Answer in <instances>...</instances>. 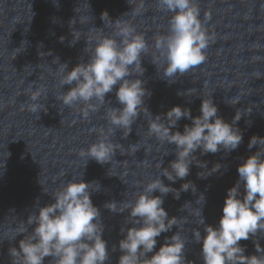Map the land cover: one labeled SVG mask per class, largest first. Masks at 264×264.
<instances>
[{
    "label": "water",
    "instance_id": "obj_1",
    "mask_svg": "<svg viewBox=\"0 0 264 264\" xmlns=\"http://www.w3.org/2000/svg\"><path fill=\"white\" fill-rule=\"evenodd\" d=\"M195 4L212 37L206 59L169 84L160 76L166 64L154 40L167 34L172 13L162 11L157 0H0V163L4 164L0 168V264H11L8 250L18 247L23 234L16 236V231L27 227V216L36 212V206L52 203L56 191L81 174L83 181L100 186L90 198L100 209L104 225L102 238L109 248L105 264H117L120 252L112 248L122 238L119 230L132 225L127 212L111 213L104 203L115 200L122 206L134 201L143 186L160 175L158 165L162 162L167 167L175 158L173 145L162 144L149 134V117L143 112L129 135L126 129L110 135L115 151L110 164L89 159L84 167L79 156L81 149L107 133L106 110L120 105L114 89L87 119L82 115L86 105L65 106L59 97L70 86L61 87L54 58L69 70L78 62L86 63L95 40L114 35L113 21L118 18L142 34L149 46L141 59L145 69L141 79L151 92L145 105L153 115L179 105L199 116L201 98L210 97L226 122H232L236 111L242 112L235 126L243 138L235 150L203 155L197 150L184 180L172 183L161 177L175 189L191 181L196 190L180 192L179 199L172 193L163 197L162 206L169 217L177 218L178 225L156 238L153 251L177 231L187 242L186 264H203L200 245L192 236L196 228L204 235L196 215L200 194L206 198L202 206L205 223L215 227L227 189L238 180L237 166L256 151L264 153V144L248 147L252 136L264 137V0H195ZM104 11L113 21L105 18L103 22ZM37 89L43 90L40 103L44 105L38 114L30 110L31 95ZM178 91L185 96H178ZM186 124L190 126L191 121L181 118L175 130L182 132ZM215 163L221 164L218 172L205 179L198 177L208 175ZM240 192L243 195L242 186ZM253 240L264 248V231L239 242L245 255L256 254ZM51 259L45 257L44 264H52Z\"/></svg>",
    "mask_w": 264,
    "mask_h": 264
},
{
    "label": "clouds",
    "instance_id": "obj_2",
    "mask_svg": "<svg viewBox=\"0 0 264 264\" xmlns=\"http://www.w3.org/2000/svg\"><path fill=\"white\" fill-rule=\"evenodd\" d=\"M157 4L162 11L172 13L167 34L158 35L154 40V47L166 64L160 76L171 84L177 75H183L205 61V50L212 37L199 19L195 0H157ZM105 18L110 19L106 11L101 13L103 22ZM113 22L116 26L114 35L96 39L86 63L78 62L69 70L66 63L54 58L61 87L70 86L59 99L68 107L86 105L82 115L87 119L105 103L106 94L115 89V99L120 106H110L106 110L105 118L110 125L107 133L79 151L84 167L89 159L101 165L110 164L115 156L110 135L116 129H126L129 135L141 112L149 117V134L162 144L174 146L175 158L167 167H162V162L158 165L160 175L146 183L134 201L120 206V201L110 200L103 207L111 213L127 212L132 225L119 230L122 238L112 248L113 251L118 248L120 252L117 264H186L187 242L177 231L166 236L158 250H153L157 245L156 238L178 225L177 218L169 217L162 206L163 197L172 193L175 199H179L180 192L196 188L188 181L175 189L166 185L161 177L172 183L184 180L189 175L193 164L191 158L197 150L202 155L235 150L243 138L235 126L242 112L236 111L232 122H226L218 115L217 106L210 97L201 98L199 116H192L189 108L179 105L153 115L145 105L151 92L145 87L146 81L141 79L145 71L141 59L149 46L144 36L136 33L131 25L121 23L119 18ZM59 39L63 42L64 37ZM42 94L43 90L37 89L31 95L30 110L33 113L38 114L44 107L40 103ZM177 95L185 96V92L178 91ZM181 118L191 121L190 126L184 125L182 132L175 130ZM260 144H264V137L252 136L248 147L251 149ZM3 167L4 164L0 163V168ZM220 168L221 164L215 163L208 175H197L205 179ZM237 173L238 180L227 189L222 215L215 227L205 223L202 206L206 198L200 194L196 215L199 224L204 226V235L196 228L192 236L200 245L203 264H264V248L258 240H253L254 255H245V248L239 243L264 231V153L256 151L249 155L237 166ZM80 177L63 184L52 197V203L36 206V212L27 216V227L21 226L16 231V236L23 234L18 247L8 250L11 264H44L45 257H51L52 264H105L109 259L108 243L102 238L101 212L90 198L100 186L98 182H85ZM157 192L159 195H154ZM26 232L28 234L24 235Z\"/></svg>",
    "mask_w": 264,
    "mask_h": 264
}]
</instances>
